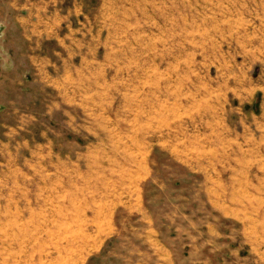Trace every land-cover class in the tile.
Segmentation results:
<instances>
[{
    "label": "rangeland",
    "instance_id": "rangeland-1",
    "mask_svg": "<svg viewBox=\"0 0 264 264\" xmlns=\"http://www.w3.org/2000/svg\"><path fill=\"white\" fill-rule=\"evenodd\" d=\"M259 38L264 0H0V264H139L150 228L191 254L241 231L210 174Z\"/></svg>",
    "mask_w": 264,
    "mask_h": 264
},
{
    "label": "crops",
    "instance_id": "crops-1",
    "mask_svg": "<svg viewBox=\"0 0 264 264\" xmlns=\"http://www.w3.org/2000/svg\"><path fill=\"white\" fill-rule=\"evenodd\" d=\"M62 9L58 8L59 14H69ZM262 42L259 38L252 47L261 51L264 49ZM258 63L264 64L260 55ZM234 98L241 106L232 111L239 112L242 118L235 121L227 118L226 150L220 155L225 160V168L216 170L215 174L211 171L209 192L213 206L225 207L232 214L234 209L242 210L241 231L224 235L211 230L208 252L202 250V235L196 231L191 254L180 238H176V247L167 243L155 228H150L143 236L146 248L139 264H264V69L256 88L250 82L247 86L243 83L242 92ZM148 219L145 218L147 223ZM222 240L226 241L224 253V246H216ZM187 251L188 256L184 255ZM224 254L227 259H223Z\"/></svg>",
    "mask_w": 264,
    "mask_h": 264
}]
</instances>
